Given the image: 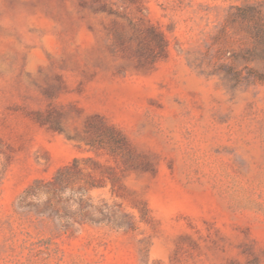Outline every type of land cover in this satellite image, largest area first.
I'll use <instances>...</instances> for the list:
<instances>
[{"label": "rangeland", "instance_id": "374dc122", "mask_svg": "<svg viewBox=\"0 0 264 264\" xmlns=\"http://www.w3.org/2000/svg\"><path fill=\"white\" fill-rule=\"evenodd\" d=\"M256 1L0 0V264H264Z\"/></svg>", "mask_w": 264, "mask_h": 264}, {"label": "trees", "instance_id": "16d2710c", "mask_svg": "<svg viewBox=\"0 0 264 264\" xmlns=\"http://www.w3.org/2000/svg\"><path fill=\"white\" fill-rule=\"evenodd\" d=\"M239 13L245 18L254 22V28L258 35H264V20L262 2L256 1L248 3L237 8ZM117 139V138H116ZM115 139V140H116ZM122 140L119 134L118 140ZM84 169L80 166L79 160L75 159L73 163L58 169L49 180L37 179L31 183L22 193V196H36L39 199H45L51 208L62 205L70 215L77 221H95L93 218L95 204L86 196V185H94L87 177ZM85 178V183L79 185V190L73 196L67 195L69 188L77 180ZM130 223V222H129ZM118 226L120 224H117ZM132 226V224H129Z\"/></svg>", "mask_w": 264, "mask_h": 264}]
</instances>
